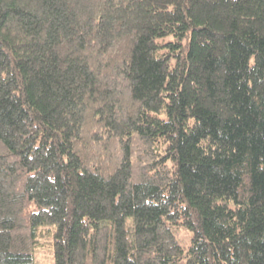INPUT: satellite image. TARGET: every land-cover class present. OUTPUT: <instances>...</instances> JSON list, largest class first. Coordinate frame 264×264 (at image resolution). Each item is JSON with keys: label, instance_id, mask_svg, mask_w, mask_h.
<instances>
[{"label": "trees", "instance_id": "16d2710c", "mask_svg": "<svg viewBox=\"0 0 264 264\" xmlns=\"http://www.w3.org/2000/svg\"><path fill=\"white\" fill-rule=\"evenodd\" d=\"M42 237L264 264V0H0V264Z\"/></svg>", "mask_w": 264, "mask_h": 264}, {"label": "rangeland", "instance_id": "374dc122", "mask_svg": "<svg viewBox=\"0 0 264 264\" xmlns=\"http://www.w3.org/2000/svg\"><path fill=\"white\" fill-rule=\"evenodd\" d=\"M180 237L183 239L184 242H188L189 235L187 230L182 229L180 232ZM41 241L46 244H44V246L37 252L38 264H49L53 259L52 248L49 247V245L47 246V241L45 238L42 237Z\"/></svg>", "mask_w": 264, "mask_h": 264}]
</instances>
